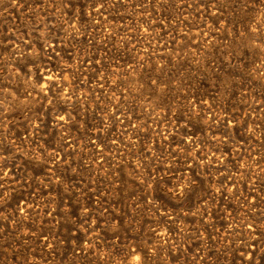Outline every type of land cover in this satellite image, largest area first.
<instances>
[{
	"label": "rangeland",
	"instance_id": "rangeland-1",
	"mask_svg": "<svg viewBox=\"0 0 264 264\" xmlns=\"http://www.w3.org/2000/svg\"><path fill=\"white\" fill-rule=\"evenodd\" d=\"M0 264H264V0H0Z\"/></svg>",
	"mask_w": 264,
	"mask_h": 264
},
{
	"label": "bare ground",
	"instance_id": "bare-ground-1",
	"mask_svg": "<svg viewBox=\"0 0 264 264\" xmlns=\"http://www.w3.org/2000/svg\"><path fill=\"white\" fill-rule=\"evenodd\" d=\"M20 48V47H19ZM17 51H18V49H17ZM13 52V51H12ZM15 53V52H14ZM15 56V55H14ZM21 57V56H20ZM36 77V76H35ZM41 77V76H40ZM43 81V80H42ZM52 85V84H51ZM43 87V86H42ZM53 91H54V89H53ZM22 139V138H21ZM75 178V177H74Z\"/></svg>",
	"mask_w": 264,
	"mask_h": 264
}]
</instances>
